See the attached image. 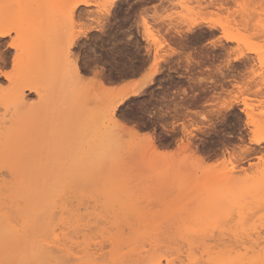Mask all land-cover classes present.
<instances>
[{"label": "snow or ice", "instance_id": "6c2138e0", "mask_svg": "<svg viewBox=\"0 0 264 264\" xmlns=\"http://www.w3.org/2000/svg\"><path fill=\"white\" fill-rule=\"evenodd\" d=\"M114 4L0 0V41L11 49L0 62V111L7 117L16 109L6 130L0 129V159L10 173L0 184V264H264V112L256 119L249 111L237 143L225 152L229 158L209 163L193 151V127L200 122L192 119V106L182 103L183 90L161 95V87L147 95L156 86L159 61L130 70L133 54L107 27ZM163 7L154 0L136 4L137 22L148 37L154 24L146 17ZM199 7L224 13L211 21L222 35L213 32L217 39H208L189 24L183 31L192 37L170 52V45L157 41L149 58L163 51L164 59L186 60L191 68L198 63L193 52L226 40L240 48L217 72L231 70L233 58L239 61L247 52L259 57L264 75V0H216ZM85 8L93 11L78 15ZM38 76L49 96L41 113L17 99ZM233 103L240 104L239 98ZM219 107L227 109L229 101ZM242 107L250 108L246 96ZM202 120L201 132L214 126L207 116ZM173 136L171 145L161 143ZM134 172L186 195L165 199L149 214L132 183ZM202 173L211 179L201 181ZM112 217L145 222L125 244L107 223Z\"/></svg>", "mask_w": 264, "mask_h": 264}, {"label": "rangeland", "instance_id": "374dc122", "mask_svg": "<svg viewBox=\"0 0 264 264\" xmlns=\"http://www.w3.org/2000/svg\"><path fill=\"white\" fill-rule=\"evenodd\" d=\"M17 2H24V3L34 2L39 4L44 2V0H17ZM90 2L92 4H95L101 2V0H90ZM138 2L139 0L115 1V4L113 5V9L111 10V15L108 17L110 23L107 25V27L111 30L112 38L114 40L125 42V46L133 54V59L128 61V65L129 68L131 67L130 70L132 69L134 71L136 69L134 66L137 63L142 67L145 63L149 62L150 59H155V57H160V56L161 57L167 56L166 52L162 51L160 56H157L155 51H153L152 56L149 58L148 53L146 52V48L156 49L158 47L157 41H160V43H165L170 45L168 49V51L170 52L173 48L176 47V44L184 40L185 37H189V38L192 37L195 33H186L185 31H183L186 28L185 25H186V21H188V18L197 19V17H199L204 24H211V21L217 19L219 15H224L222 11L217 12L216 10L211 8L205 10L199 7L200 5L203 4H209V5L214 4L216 3V0H154L156 4L163 3L164 7L152 9L149 12V15L146 17L149 23L154 24L152 30L154 37L153 38V37H148L146 33L142 31L143 24L137 22V13L140 12V9L136 8V4ZM232 2L235 3L237 2V0H232ZM240 2H247L252 5H259L261 3V0H240ZM179 5H184V7H180ZM146 7L147 5H145V8ZM84 10H86L89 14L93 11L91 8H86ZM259 11L260 9L257 7L255 12L257 18H259ZM81 12L83 13V11ZM99 15L100 13L97 12V17ZM153 16L157 17L155 23L153 22ZM161 16L167 17V19H163V20L159 19V17ZM239 22L245 23V21L243 20ZM232 23L233 25L238 23L235 17V13L232 17ZM134 24L136 25L135 31H133ZM204 24H202L201 29L200 28L197 29L198 33L203 34L202 36L208 37V39H217V37H214L212 36L211 33H209L210 31L207 28H205L206 26ZM219 31L220 30L215 31V34L217 36L221 35V31L220 32ZM128 36H132L133 39L131 41H128L127 39ZM178 37H180L182 40H180V38ZM204 43L206 44L207 42L204 41ZM141 44L143 45L142 48L140 46ZM221 45L224 46V48L228 46L233 50L234 49L238 50L240 48V45L238 43L236 42L227 43L224 40L222 41ZM215 46L216 44L212 45L211 47L198 48L195 52H193V57L194 59L199 60V58L195 55V53L201 52L204 54V57H202L203 60L215 61L216 64L214 66L210 64L209 65L210 69H206L203 71L202 75L204 79L201 78L199 81L200 82L203 81L207 83L218 81L220 82L221 85V81H220L221 77L219 75V72L216 71V69L228 57V53L220 45L216 47ZM191 48H196V45L195 44L191 45ZM212 54H216V55L214 56ZM236 54H238V52L236 53H234V51L232 52L233 56ZM245 54L252 56L254 58V62H252L250 68L246 70V72L248 71V73H246L245 81L240 83V85L242 86V90L244 91L242 93L238 92V94L240 98L245 99V96L248 98L250 105H252L254 114H256L257 119H259L261 117V113L264 112V108H261L260 105V100H262L263 97L260 95L257 96L256 94L252 93V90L261 89L262 91H264V75H261L262 69L259 64V57L255 56V54H251L247 52H245ZM169 60H171V62H169ZM183 67L189 68L186 60L181 61L178 58L172 59L171 57H169L168 59L160 60L159 72L156 74V76L158 77V79L156 80V85L163 83L162 79L167 77L166 73H168V75H173V72H170V70H176L180 72L182 71ZM155 70L156 69H153V71ZM222 70H225L226 72V69H222ZM33 81L40 88L43 96L40 100L38 95L29 94V92L26 91L27 106L25 108L26 110H30L36 113H41L46 111L49 105L48 91L45 87L44 81L41 78H39V76L36 78V81L35 79ZM234 83H235L234 81H231V83H222V84L224 88L231 90L233 88L232 84ZM221 90L222 89L220 88L218 93L216 94V97H213L212 100L210 101L212 103L206 105L204 107V112L201 113L202 115L205 114L209 119H212L211 121H209L214 125L211 129L201 132L200 130H198V128L201 127L203 124L202 115L200 118H192L193 120L200 122L198 124H195L193 127V130L195 131V136L192 140L193 151H196L198 155L202 154L201 156H204L209 163L215 162V160L218 158L219 159L229 158L225 156V152L226 151L230 152L231 148L234 147L235 144L237 143L235 134H238L239 127L242 126L243 122H246V118H247L246 115L240 110L242 108V105H240L236 108L235 111H233V114L227 115L224 121H220L217 119L219 117L215 114L216 113L215 108L217 107L218 94L219 92L221 94ZM224 94L221 96H224ZM147 95L149 98H151L152 90L149 91ZM30 104H34V107L30 108L29 106ZM15 113H16L15 107L7 111L8 114L7 117L5 115V111H0V120L1 118H5V120L7 118V120H11L13 115H15ZM214 116L216 117L217 122H213ZM2 126L6 127V123L3 124ZM161 131L163 132V130ZM175 139H176L175 136H173L171 139L165 138L164 140L161 141V143L165 144L166 146L171 145V143ZM146 159L150 161L151 157L149 156ZM244 160L247 161L248 163L252 162L247 156L244 157ZM4 165H5V160L0 159V171L3 170ZM244 166L245 164L242 162L240 164V167L243 168ZM6 173H7L6 169L3 170L2 173L3 176H0L1 178L0 184H2L4 181H7L8 178L10 177V175H8L10 173H8L7 175ZM133 176L134 179L132 180V183L136 186L137 194L139 198L143 200L144 208L149 214L156 213L155 206L161 203L162 201H164L165 199H171L173 196L179 197L186 195V190H181L180 188H176L175 192H173L171 188L153 185L150 182L147 173L138 174L134 172ZM200 178L201 181L206 179H211V177L206 176L203 173L201 174ZM144 222L145 221L143 220V218H141L138 223L136 220H122L116 217H112L109 221H107V223L112 224V226L115 227L117 231L121 234L123 242L125 244L128 243V236H127L128 232L130 233L131 231V233H134L139 231L140 227L143 225ZM81 239H83V237H81ZM100 239H103V237H100ZM219 239L222 238L219 237ZM172 243L174 244V246L177 245L175 241H173ZM229 243L231 244V241H228L226 245H228ZM93 247L95 248V245H93Z\"/></svg>", "mask_w": 264, "mask_h": 264}, {"label": "bare ground", "instance_id": "6f19581e", "mask_svg": "<svg viewBox=\"0 0 264 264\" xmlns=\"http://www.w3.org/2000/svg\"><path fill=\"white\" fill-rule=\"evenodd\" d=\"M115 1H117V0H115ZM86 2H88V3H91L90 2V0H86ZM86 9V8H85ZM17 12L19 11V9H17L16 10ZM37 15H39V13H40V9H35V10H33ZM81 11H83V13L81 12ZM81 11H80V13L78 14V15H84V14H87L88 12L86 11V10H84V9H81ZM82 13V14H81ZM89 14V13H88ZM197 19H192V18H188V21H186V27H188V25L189 24H192L193 26H194V28L197 30V29H201V27H202V24H204L203 22H202V20L199 22V23H194L195 21H196ZM206 27L205 28H207L210 32L209 33H213V32H215V31H217V30H220L221 31V35H222V33H223V30L222 29H218V28H213V27H211V24H204ZM115 31V30H114ZM219 31V32H220ZM179 32V31H178ZM182 33V32H181ZM184 33V32H183ZM186 33H188V32H186ZM116 34V33H115ZM178 34V33H177ZM201 35H203V34H201ZM221 35H219V36H221ZM178 38H180V37H178ZM180 40H182L181 38H180ZM225 42H227V43H230L229 41H226V40H224ZM222 44V41L221 40H217V43H216V46H218V45H220L221 47H223L224 48V46H222L221 45ZM215 45V44H214ZM215 46V47H216ZM228 47V46H227ZM224 48L226 51H227V53H228V57H229V55L230 54H232V52H233V49H231L230 47H228V48ZM148 48H146V52L148 53ZM10 53H11V49H7L4 45H3V41H0V62H2L3 60H5V59H7L8 58V56L10 55ZM227 57V58H228ZM234 57V56H233ZM226 58V59H227ZM155 59H157L158 61H160V60H164V58L163 57H155ZM179 59V58H178ZM225 59V60H226ZM179 61V60H178ZM199 61V60H198ZM252 62H254V58L252 57V56H249V55H247V54H245L243 57H241V59L239 60V61H236L234 58H233V65L231 66V70H228V69H226V72H225V70H221L220 72H219V75H220V77H221V79H220V81H221V94H220V92H219V94H220V96H219V94H218V99H217V107L215 108V111H216V115L219 117V118H217L218 120H220V121H224L225 119H226V117H227V115H229V114H233V111H235L236 110V108L238 107V106H240V105H243V102H244V98H240V96H239V94H238V92L239 93H242L244 90H242V86L240 85V83H242L243 81H245V76H246V73H248V71L246 72V70L248 69V68H250V66L252 65ZM175 64V63H174ZM142 65V64H141ZM169 65V64H168ZM171 67V66H170ZM131 68V67H130ZM134 68V67H133ZM132 70V69H131ZM135 70H137V69H135ZM134 71V70H133ZM161 71V70H160ZM156 74L159 72V71H157V70H155L154 71ZM173 72V71H172ZM161 73V72H160ZM169 76V75H168ZM168 78V77H167ZM173 78V77H172ZM231 78V79H230ZM195 79V78H194ZM202 79H204V78H202ZM174 80V79H173ZM35 81H36V79H35ZM172 81V80H171ZM231 81H234L235 83L234 84H232L233 85V88L231 89V90H229V89H227V88H224V86H223V84L222 83H231ZM31 87H29L28 89H23V88H21L20 89V92H19V95H18V97H17V99H19V101H20V104H21V106L22 107H26L27 106V103H26V99H27V94H26V91H28L29 92V94H36V95H38V97H39V99L41 100V98H42V91L40 90V88L36 85V83L34 82V81H31ZM235 88V89H234ZM224 92H225V94H224ZM224 94V96H221V95H223ZM252 93H254V94H256L257 96H262L263 97V99H264V91H262L261 89H256V90H252ZM148 94V93H147ZM237 98H239V100H240V104H235V103H233V101L235 100V99H237ZM225 100H227V101H229V107L227 108V109H221L219 106L220 105H222L223 103H224V101ZM261 101V100H260ZM30 106V108H33L34 107V104H30L29 105ZM245 115H246V117L248 116V114H249V111H251L252 113H253V115H254V117L257 119V117H256V114H254V112H253V109H252V105H250V108L248 109V110H244L243 109V107L240 109ZM235 113V112H234ZM7 116H8V114H7ZM206 115L204 114V115H202V117H205ZM7 119V118H6ZM11 119V118H10ZM216 119V120H217ZM212 119H209V121H211ZM10 121V120H9ZM246 121H247V118H246ZM6 123V120H5V118H1V120H0V129H5L6 130V127H3L2 125L3 124H5ZM196 128V127H195ZM198 128V127H197ZM200 128V127H199ZM199 128H198V130H199ZM228 148V147H227ZM198 149V148H197ZM196 150V149H195ZM229 150V149H228ZM196 152V151H195ZM229 152V151H228ZM199 155H202V154H199ZM246 157V156H245ZM1 160H3V159H1ZM5 163H6V161H5ZM7 171V170H6ZM5 172V171H4ZM8 174V172L6 173V175ZM8 175H10V174H8ZM3 179V178H2ZM0 181H1V178H0ZM3 182V181H2ZM130 233H131V231H130ZM126 234V233H125ZM128 234H129V232H128ZM128 236V235H127ZM124 237V236H123ZM218 239H219V237H218ZM228 243V242H227ZM177 246V245H176ZM226 246H231V244L229 243L228 245H226ZM94 248V247H93Z\"/></svg>", "mask_w": 264, "mask_h": 264}, {"label": "flooded vegetation", "instance_id": "af4514ba", "mask_svg": "<svg viewBox=\"0 0 264 264\" xmlns=\"http://www.w3.org/2000/svg\"><path fill=\"white\" fill-rule=\"evenodd\" d=\"M195 55L199 58L197 64L191 68L183 67L180 72L170 70V72L173 71V75L168 76V73H166L168 78H163V83L156 85L155 88L152 89V97L157 92H160L161 87L163 88L161 95L169 91L175 93L177 90H183L184 99L182 103L192 106V118H200L202 115L201 113L204 112V107L212 103L210 101L213 97H216L221 85L218 81L211 83L199 81L203 78V71L210 69V64L214 66L216 63L215 61L203 60L202 57H204V54L201 52H196ZM212 55L215 56L216 54Z\"/></svg>", "mask_w": 264, "mask_h": 264}]
</instances>
